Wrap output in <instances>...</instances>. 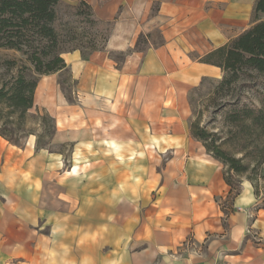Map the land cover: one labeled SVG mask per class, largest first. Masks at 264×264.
<instances>
[{
  "label": "crops",
  "instance_id": "1",
  "mask_svg": "<svg viewBox=\"0 0 264 264\" xmlns=\"http://www.w3.org/2000/svg\"><path fill=\"white\" fill-rule=\"evenodd\" d=\"M84 1L114 24L105 49L65 53L75 101L60 72L40 77L34 109L55 119L50 148L74 145L73 171L89 158L107 160L95 161L102 171L93 174L108 181L92 183L80 203L86 216L65 218V200L48 197L47 180L64 153L0 136V182L20 173L0 200V264H264V208L252 186L231 193L223 164L190 134V91L224 74L201 59L251 25L244 0ZM155 31L161 42L137 50L140 36ZM54 186L77 196L67 182ZM47 211L82 225L42 235Z\"/></svg>",
  "mask_w": 264,
  "mask_h": 264
},
{
  "label": "trees",
  "instance_id": "2",
  "mask_svg": "<svg viewBox=\"0 0 264 264\" xmlns=\"http://www.w3.org/2000/svg\"><path fill=\"white\" fill-rule=\"evenodd\" d=\"M62 3V0H0V47L27 54L36 74L35 78L32 77L27 72L29 68H23L17 75L8 78L0 73V136L19 147L21 144L13 136L22 129L25 120L32 116L30 111L34 108L35 91L40 77L69 72L63 58L65 53L80 51L82 54V48L91 49L88 55H83L87 58L95 51L104 50L113 29V22H108V35L103 48L95 44L94 37L86 46L83 43L71 46L79 37L75 26H72L73 21L67 22L66 29L58 28L60 21L58 9ZM69 10L68 14L72 20L84 17L85 22L102 28V21L97 19L92 6L86 1H79ZM253 13L250 29L231 43L201 59L204 63L220 67L224 74L228 73L222 81V87L235 83L239 79V72L244 68L252 69L264 76V0L255 1ZM37 42L41 44L39 49L35 45ZM28 49L34 51L30 53ZM6 66L10 72L14 69L15 62L8 61ZM43 118L44 120L49 118L53 122V137L56 130L55 119L47 112ZM226 120L235 127L236 150L243 154L241 158L225 150L223 146L226 142L219 143L217 134L202 127L198 121H191L190 134L224 167L237 174L245 173L251 160L258 165L263 164L264 101L261 107L244 105L229 110ZM10 125H16L17 128L10 129ZM38 144L37 141V150H42L44 147L41 148ZM224 179L231 187V193H234L228 173H224ZM239 194L240 192L234 195Z\"/></svg>",
  "mask_w": 264,
  "mask_h": 264
},
{
  "label": "rangeland",
  "instance_id": "3",
  "mask_svg": "<svg viewBox=\"0 0 264 264\" xmlns=\"http://www.w3.org/2000/svg\"><path fill=\"white\" fill-rule=\"evenodd\" d=\"M63 3L58 9L60 21L58 22L59 29H66L67 22L73 21L72 26H75V30L77 32L78 40L73 43V45L84 44L86 46L94 37L95 44L99 48L104 47L105 38L108 35V22H101L102 28L100 26L92 25L88 22H85L84 17H79V19H71L68 12H70V7L75 6L78 3H72L70 0H62ZM255 0H244L245 8H244V18L246 21L245 25H249L254 18L253 8ZM159 7L158 3H154L153 5V13L157 11ZM251 25L246 29H250ZM100 28V29H99ZM245 30V31H246ZM244 31V32H245ZM142 36V38H141ZM136 46L137 50L143 51L148 48L150 39L155 44L161 42V35L158 31H155L149 35H141ZM35 40V38H34ZM34 44V43H33ZM40 43H36L35 45L39 49ZM41 45V44H40ZM70 46V45H69ZM75 47V46H74ZM30 53L34 51V49H28ZM81 53L80 51H76ZM82 56L88 55L91 52V49L82 48ZM118 61H122L125 56L124 54L113 55ZM12 61L15 62V66L12 68L13 70L8 72L6 62ZM23 68H29L27 71L31 74L32 77H36L34 72V66L28 59V55L12 49H7L0 47V73L8 78L12 75H17ZM228 73L223 74L221 79L215 80L206 78L202 81V83L195 89H192L189 93V102L192 108V119L191 121L200 122L202 127L207 128L210 132L216 133L218 137V142H226V145L223 146L225 150H229L233 153V155L237 158H241L243 154L237 152V138L235 134V127L229 124L226 120V114L229 110L242 107L244 105H248L251 107H261L262 101H264V76L260 75L256 71L252 69L244 68L239 72V79L229 86L222 87V81L224 77H227ZM61 87L68 95L71 101L74 100L73 96V88L75 86V82H73L69 72L64 71L61 74V78L59 80ZM32 115L30 118L25 120L22 129L14 135V139H17L21 144V147H25L29 142L38 141V145L45 150H50L52 152H61L64 153V158L59 164L58 170L52 173L51 176H47V180L50 181V186L48 188V197L52 199H62L65 200V206H63L62 211L63 214H66L65 218H70L71 215L78 213L81 217L87 215L90 207H81V204H87V199L91 198V185L92 183L98 182H107V176H102L100 174H93L95 168L93 166L94 162L98 161L92 158H89L86 162L78 166V173L73 171L75 168V158L73 156L75 152L74 145H65L64 147H53L50 148V142L52 139V135L54 132V124L48 118L44 120L45 111L40 109H32L30 111ZM53 118V117H52ZM10 129L17 128L16 125H10ZM251 143V142H250ZM249 162V161H247ZM107 160L99 159L98 164L105 166ZM96 163V166H98ZM7 164H5L6 166ZM224 166V165H223ZM101 169V168H98ZM102 171V169H101ZM7 171V175H3V181L0 182V200H5L7 196L10 195V190L12 189L11 178L14 180L13 183L17 182V176L20 173L14 172V175L9 174ZM224 173H228V176L231 178L234 193L243 191V186L249 184L253 188V192L258 199V205L264 208V163L258 165L255 161L251 160L249 164V168L245 173L237 174L233 171H230L228 167H224ZM94 175H96V179L93 180ZM67 182L69 188V193L72 192L71 189H74L77 193L76 197L70 196V194H66V192L62 193L59 190V186H54V183L59 185L60 183ZM76 184V186H74ZM75 199V201H74ZM81 203V204H80ZM81 205V206H80ZM59 210V208H58ZM61 210V208H60ZM51 217H55L54 211H47L42 214V219H40V223L38 224L40 229L39 233L42 235L53 234V232L60 231L63 228L68 231L69 234H75L78 226H81L82 223L76 220L75 222H67L63 219H59V217H55L51 221ZM254 234V233H251ZM258 234V232H257Z\"/></svg>",
  "mask_w": 264,
  "mask_h": 264
}]
</instances>
